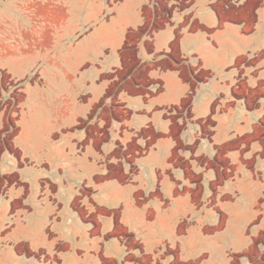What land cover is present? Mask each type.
Segmentation results:
<instances>
[{
    "label": "crops",
    "instance_id": "0c3cea01",
    "mask_svg": "<svg viewBox=\"0 0 264 264\" xmlns=\"http://www.w3.org/2000/svg\"><path fill=\"white\" fill-rule=\"evenodd\" d=\"M0 75V264H264V0H0Z\"/></svg>",
    "mask_w": 264,
    "mask_h": 264
},
{
    "label": "rangeland",
    "instance_id": "374dc122",
    "mask_svg": "<svg viewBox=\"0 0 264 264\" xmlns=\"http://www.w3.org/2000/svg\"><path fill=\"white\" fill-rule=\"evenodd\" d=\"M161 8L163 9L162 4H160V9ZM157 14L162 16V10H160ZM10 84L12 85V83ZM10 84L4 75H0V87L3 88V90L6 92L4 101L5 103L9 101L10 104L12 105L11 109L13 110L15 109V105L20 101V95L16 93L17 89H12V87H9ZM6 127L7 129H10L9 134L3 138L4 142L7 144L8 138L11 137L12 134L15 132V125H14V121L12 118L8 120Z\"/></svg>",
    "mask_w": 264,
    "mask_h": 264
}]
</instances>
